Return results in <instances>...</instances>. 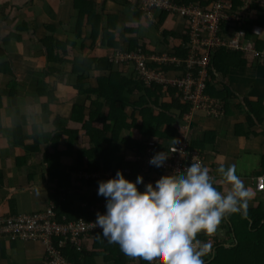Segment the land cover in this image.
Instances as JSON below:
<instances>
[{
  "label": "trees",
  "instance_id": "1",
  "mask_svg": "<svg viewBox=\"0 0 264 264\" xmlns=\"http://www.w3.org/2000/svg\"><path fill=\"white\" fill-rule=\"evenodd\" d=\"M170 1L187 5L198 0ZM213 1L201 0L199 7L204 10ZM71 2L76 12L74 31L76 37L84 38L80 32L83 26H86L89 31L88 38L94 41L100 34L101 43L110 48L111 52L100 56H81L80 52L84 49L82 42L78 45L79 52L74 51L75 42L55 37L53 26L44 24L42 28L44 34L38 40L45 50L46 64L40 73L44 71L47 77L61 73V77L66 78L64 84L67 91L80 96L78 103L72 102L68 116L54 114L52 119L54 131L43 135L49 142V146L43 151L46 169L44 179L54 183L52 191L49 190L47 194L55 203L58 217L65 215L68 219L82 217L90 220L94 219L96 214L89 206L98 201H105L103 196L97 195L98 180L107 179L120 169L125 178L132 181L137 175H141L143 180L137 187L143 190L145 183L154 182L159 176L169 174V169L163 166L155 168L148 163L154 153L164 151L165 155H168L171 141L175 140L176 146L180 142H185L186 150H197L203 159L204 142L215 138L213 130L208 129V132L204 130L190 141L187 140L188 136L182 129V123H189L190 114L192 113L190 118V121H193L190 123L192 127L194 123L197 124V116H211L203 110L193 108L189 99L184 98L182 87L160 79H147L143 75H137L129 63L117 60V53L140 49L147 57L145 60L147 69L164 72L167 75L170 71L179 77L185 76L186 73V76L194 80L190 88L191 93L198 80H201L202 94L218 100L223 114L226 115L230 112L228 98L233 96V92L225 83L226 76L230 67L245 66L248 53L219 42L196 44L191 40L189 27L176 13L154 10V21L149 20L141 10V0H71ZM245 3H247L245 0H230L227 14L236 18L223 21L214 39H224L226 42L227 38L241 31L243 33L241 43L249 44L252 27L264 23V0H251L248 7H245ZM110 4L120 9L130 8L131 20L119 19L120 12L107 9ZM142 21H146L148 26L158 32L156 37H152L155 40L154 45L164 42L171 48L169 53H159L151 47L154 46L153 42L148 43L139 35ZM119 29L122 30L123 39L119 36ZM17 31H27L26 24L17 26ZM130 34L136 37L126 39L125 36ZM10 38L20 39V35L15 29L0 33V73L15 76L8 60V52L4 48ZM169 39L171 41H167ZM202 39L203 37H199L198 42ZM193 45L197 53L206 52L205 64L194 63L187 66L182 61L188 58ZM87 46L89 49L93 48V45ZM263 46L264 44L257 41V48ZM259 49H256L259 52L250 53V56L263 59L264 65V50ZM162 55L174 57L175 61L163 63L153 59ZM215 82L220 86H213ZM14 84L11 82L8 85L6 95L15 93ZM37 91L47 97L40 109L46 114H52L49 106L55 99V90L48 89L47 84L41 83ZM263 99L264 97H256L253 100L245 98L241 104L239 103L237 107L239 111L245 112L244 107L247 109L248 113L244 120L249 125L261 122L264 118ZM33 107L25 106L21 123L29 122L25 114L30 115ZM73 123L75 127H71ZM177 124H180L179 128ZM235 127L238 130V124ZM36 142L37 134L33 129V144L23 147L26 150H37ZM61 142L63 145H60ZM65 157L68 163H65ZM71 157L74 165L69 163ZM79 172L98 174L84 178L78 176ZM82 200L90 205L80 206ZM104 210L102 206L100 212L103 213ZM218 229L224 231L226 238H222L217 231L212 233L216 241L211 247V252L203 257L205 264H264V200L248 208L246 216L242 217L238 213L227 216ZM100 232H95L90 237V250L77 251L71 248L65 251L66 256L75 264H146L138 259L126 258L118 245L107 243ZM206 235L207 233L201 232L195 237ZM1 241L24 240L0 237Z\"/></svg>",
  "mask_w": 264,
  "mask_h": 264
},
{
  "label": "crops",
  "instance_id": "2",
  "mask_svg": "<svg viewBox=\"0 0 264 264\" xmlns=\"http://www.w3.org/2000/svg\"><path fill=\"white\" fill-rule=\"evenodd\" d=\"M107 9L120 12L118 17L123 21L131 20L130 8L120 9L110 4ZM75 20L76 12L71 0H0V33L15 29L20 35V39L10 38L4 45L15 76L0 73V215L36 212L48 205L47 193L54 183L44 179L46 169L43 151L49 146V142L43 135L54 131L52 123L54 114L68 116L72 102L78 103L80 99L76 93L67 91L64 84L66 78H62L61 73L59 75L54 73L49 77L44 75V71L41 72L43 74L40 73L46 64L45 50L38 40L44 34L42 29L44 24L53 26L55 37L75 42L74 51L82 42L84 49L80 52L81 56H100L111 52L110 48L101 43L100 34L94 41L88 38L89 31L86 26H83L80 32L85 39L77 38L74 33ZM21 24H26L27 31H17V26ZM146 24L144 21L141 22L139 35L154 45L155 40L152 37H156L158 32ZM121 31L118 30L119 36L123 39ZM250 34L249 44H244L250 49L249 52L246 51L248 54L245 66L230 67L225 80L233 92V96L228 98L231 113L211 117L199 115L194 127L190 124L193 123L190 121L191 113L189 123H182V129L187 133L189 141L204 130L207 132L208 129L213 130L215 138L204 142L202 161L205 166L212 169L215 186L222 191H226L227 187L220 182L217 169L220 166L227 168L234 165L236 175L253 193L247 209L264 200V192L257 191L255 183V178L264 172V118L261 122L249 125L244 120L248 113L247 109L244 107L243 112L237 107L245 98L253 100L256 97H264L263 59L250 56V53L259 52L257 51L259 48L256 47L257 41L264 44V23L252 27ZM133 37L136 36L134 34L125 36L126 39ZM87 45H93V48L89 49ZM151 47L159 53H169L171 50L164 42ZM259 50H264V46ZM168 73L171 74L170 71ZM11 82L15 83L13 85L15 93L6 95ZM41 83L47 84L48 89L55 90V99L49 106L52 114H46L40 109L42 103L47 100L45 94L37 91ZM213 86L220 85L215 82ZM262 103L264 106V99ZM26 105L35 108L33 107L30 115L25 114L29 122L21 123ZM237 124L238 130L235 127ZM75 126L74 123L71 124V127ZM179 126L180 124H177L178 128ZM33 129L37 134L35 146L37 150H26L23 146L33 144ZM60 145H63L62 142ZM66 158L64 161L68 163ZM69 163L73 164L72 157ZM216 231L222 238H226L223 230ZM42 256L43 246L37 242H0V264H40Z\"/></svg>",
  "mask_w": 264,
  "mask_h": 264
},
{
  "label": "clouds",
  "instance_id": "3",
  "mask_svg": "<svg viewBox=\"0 0 264 264\" xmlns=\"http://www.w3.org/2000/svg\"><path fill=\"white\" fill-rule=\"evenodd\" d=\"M176 145L172 140L170 153L178 152ZM178 154L181 158L184 155ZM168 156L164 151L156 152L148 163L160 168ZM209 171L213 174L212 169L192 157L190 164L179 171L145 183L139 190L141 175L132 181L117 169L113 176L97 181V195L105 198V210L96 213L94 226L101 229L100 235L107 243L117 244L126 258L146 264H205L203 257L211 252V245L196 247L194 237L201 232L213 237L222 220L231 214L246 216L253 195L236 175L234 165L217 169L226 191L215 186ZM90 247V239L79 240L77 246L64 248V258L75 264L65 251ZM44 254L43 246L40 264Z\"/></svg>",
  "mask_w": 264,
  "mask_h": 264
},
{
  "label": "built area",
  "instance_id": "4",
  "mask_svg": "<svg viewBox=\"0 0 264 264\" xmlns=\"http://www.w3.org/2000/svg\"><path fill=\"white\" fill-rule=\"evenodd\" d=\"M200 1L201 0L187 5H181L172 3L170 0H141V10H143L147 18L152 21H154V10L166 11L170 14L176 13L186 26L189 27L188 30L191 40L196 44H215L219 42L229 45L231 48L242 49L249 52L250 49L241 43L243 37L241 31L227 38L226 42L224 39H214V36L219 30V25L223 21L236 18L234 15L227 14V10L230 8V0H214L208 4V7L204 10L199 7ZM245 1L247 2L245 3V7H248V2L251 0ZM199 37H203L200 42H198ZM146 59V55H144L140 49L117 53V60L129 63L134 68L137 75H143L147 79H160L164 82L177 84L182 87L184 98L189 99L193 108L203 110L210 116H219L223 113L218 100L202 94L203 82L201 80H198L196 87L191 93L190 88L194 82L193 78H189L188 75L186 76V73L185 76L179 77L172 73L167 75L164 72L147 69L145 66ZM150 59H152V57H150ZM153 59L163 63L175 61L174 57H168L166 55L156 56ZM182 61H184L187 66H191L194 63L205 64L207 61V54L206 52L201 54L197 53L195 45H193L190 49L188 58ZM184 144V142H180L177 146L178 152L184 154L182 158L178 152L168 153V159L163 164V167L169 169L168 175L190 164L192 157L194 161H198L204 165L198 151L186 150V144ZM97 174L79 172L78 176L89 178ZM209 175L213 179L211 171H209ZM160 177L161 176H159V178ZM255 183L257 190H264V172L255 178ZM80 205L82 207H88L90 204L86 201H81ZM104 205L105 201H98L90 205L89 209L96 214L100 212L101 207ZM95 218L86 220L82 217L68 219L65 215L58 217L55 211V203L53 200H50L43 210L37 212L9 216L0 215V237L10 239L19 238L24 241L40 243L44 246L45 251L42 264H70L64 258V248L73 247L74 245L77 246L79 240L90 239L93 233L101 231L100 228L94 226ZM215 241V238L212 236L194 238L196 247H199L203 243H208L212 247Z\"/></svg>",
  "mask_w": 264,
  "mask_h": 264
},
{
  "label": "rangeland",
  "instance_id": "5",
  "mask_svg": "<svg viewBox=\"0 0 264 264\" xmlns=\"http://www.w3.org/2000/svg\"><path fill=\"white\" fill-rule=\"evenodd\" d=\"M145 23H147V22L145 21ZM147 24H148V23H147ZM147 24H146V25H147Z\"/></svg>",
  "mask_w": 264,
  "mask_h": 264
}]
</instances>
